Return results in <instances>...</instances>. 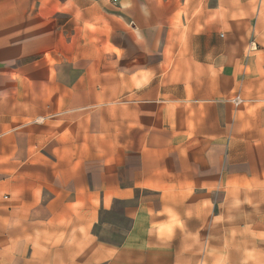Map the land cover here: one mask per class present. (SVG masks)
<instances>
[{"label": "crops", "instance_id": "1", "mask_svg": "<svg viewBox=\"0 0 264 264\" xmlns=\"http://www.w3.org/2000/svg\"><path fill=\"white\" fill-rule=\"evenodd\" d=\"M0 264H264V0H0Z\"/></svg>", "mask_w": 264, "mask_h": 264}]
</instances>
